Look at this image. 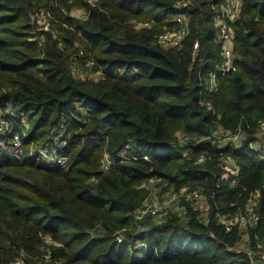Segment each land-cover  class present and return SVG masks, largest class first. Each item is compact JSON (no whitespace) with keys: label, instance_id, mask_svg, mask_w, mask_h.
I'll use <instances>...</instances> for the list:
<instances>
[{"label":"trees","instance_id":"1","mask_svg":"<svg viewBox=\"0 0 264 264\" xmlns=\"http://www.w3.org/2000/svg\"><path fill=\"white\" fill-rule=\"evenodd\" d=\"M221 1L0 0V107L11 101L13 131L26 149L48 144L54 128L69 133L59 153L69 159L64 170L29 155L12 159L0 148V264L21 256L24 264H248L235 249L238 233L224 232L217 216L258 192L251 246L264 237V162L248 146L264 119V0H241L232 26L236 71L217 75L209 90L222 61L211 6ZM73 9L86 18L70 17ZM41 10L50 13V30L30 21ZM179 17L188 37L180 49L162 47L158 36L178 28ZM143 22L151 28H134ZM86 60L98 80L75 76L74 65ZM238 129L244 143L210 144L220 131ZM177 132L187 138L182 148ZM126 144L148 161L100 172L104 155L116 157ZM227 161L238 169L235 186ZM151 177L174 190L202 189L207 222L185 202L184 216L147 220L137 233L132 215ZM121 232L125 242L117 244Z\"/></svg>","mask_w":264,"mask_h":264},{"label":"built area","instance_id":"2","mask_svg":"<svg viewBox=\"0 0 264 264\" xmlns=\"http://www.w3.org/2000/svg\"><path fill=\"white\" fill-rule=\"evenodd\" d=\"M93 1L91 2V4ZM242 8L241 0H222L220 3L212 5L213 11L212 23L216 30L217 41L220 45V57L221 64L217 67L216 73L210 74L209 77V90L216 89V76L226 75L234 73L236 71V63L234 56V36L232 26L239 19ZM70 17L74 19L83 20L86 18V13L83 10L73 9L70 13ZM51 20L50 13L41 10L36 15L30 17L31 23L38 27V30H50L49 21ZM178 28H163L162 33L158 36V43L164 48L180 49L183 41L188 37L189 31L186 27V19L184 17L177 18ZM135 29L151 28L149 22L134 23ZM40 44V43H39ZM198 51V44L193 45V55H196ZM83 52L79 51L78 57H83ZM96 68L95 63L92 60H86L83 66L73 67L75 76L81 80L91 79L98 80L100 77L99 72H93ZM116 69L115 72H118ZM15 113L12 108L11 101L3 102L0 107V148L1 150L15 160H20L24 156L29 155L39 165L48 166L50 168H57L64 170L68 167L69 159L64 155H60V151L66 145V139L69 137V133L66 128L58 127L52 129L50 133L49 143L44 146H34L35 149H30L31 146L26 149L22 143L21 134L13 131V120ZM25 125L24 120L20 121ZM85 123V121H83ZM23 132H25L23 130ZM215 139H211L210 144L216 147H221L223 144L240 145L246 141L245 134L239 129L234 132L220 131ZM255 140L248 143V146L258 151L261 161L264 162V119L258 121ZM176 140L179 147H183L187 138L180 132L176 133ZM183 159L188 158V153L185 150H178ZM146 160L147 156H141L133 150L130 144H126L121 150L120 154L116 157L109 158L104 155L99 164V171L102 173H108L117 165L123 164L130 160ZM203 156L199 157L196 163L204 162ZM226 166L234 168V172L231 176V186L236 185L238 178V169L234 167L231 161L226 162ZM162 185V186H161ZM159 187V188H158ZM163 180L158 177H151L146 180L141 186L147 193L142 205L137 209L132 217L134 220V229L137 233L143 232L146 229V221L149 220L153 223L164 222L165 218L169 214L178 213L180 217L185 215L184 203L189 202L194 211L198 212V216L201 222H207L208 216V204L202 193V189L180 188L179 190L170 189L162 193L161 189ZM158 190L156 191V189ZM166 188V187H165ZM259 193L255 192L247 200L245 205L241 208L234 210L228 214H222L217 216V224L226 233L236 231L239 236V240L235 245V249L239 247V244L247 247L243 251L248 264H264V244L258 241L255 237L253 246L250 244V230L255 229L259 222V215L257 213ZM124 232V231H123ZM118 233L116 236V243L123 244L125 238L122 233ZM47 242H52L51 238L47 237ZM142 247V244L136 243L135 248ZM241 252V251H239ZM45 261H50L49 256H45ZM13 264H24V258L21 256ZM53 264H63L61 261H54Z\"/></svg>","mask_w":264,"mask_h":264},{"label":"rangeland","instance_id":"3","mask_svg":"<svg viewBox=\"0 0 264 264\" xmlns=\"http://www.w3.org/2000/svg\"><path fill=\"white\" fill-rule=\"evenodd\" d=\"M22 120H24V122H25V125H24V131L26 132L27 131V128H28V119L26 120V119H22ZM30 149H32V150H34L35 149V147L32 145L31 146V148ZM163 185L166 187H164L163 189H161V192L160 193H162V192H164V191H167V190H170V189H172L171 187H168V185H167V183H165V182H163ZM162 186V185H161ZM159 188V187H158ZM158 188L156 189V191L158 190ZM249 236H250V233H249ZM257 238H258V241L260 242V243H263L264 244V237L263 238H259L258 236H257ZM246 247H247V243H246ZM246 247H244L243 245H241V244H239V247L237 248V251H241V252H243L245 249H246Z\"/></svg>","mask_w":264,"mask_h":264}]
</instances>
